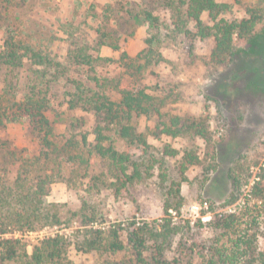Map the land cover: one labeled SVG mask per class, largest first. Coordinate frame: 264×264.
<instances>
[{
  "label": "rangeland",
  "instance_id": "374dc122",
  "mask_svg": "<svg viewBox=\"0 0 264 264\" xmlns=\"http://www.w3.org/2000/svg\"><path fill=\"white\" fill-rule=\"evenodd\" d=\"M168 1L33 0L24 4L16 1L17 6L12 10L6 9V2L0 0V44L5 36L7 19L11 18L26 39L41 43L64 61L69 39L86 40L95 57L107 58L95 62L99 76L123 75L133 87H146L167 100L160 114L133 119L137 130L147 133L150 144L149 149L134 145L131 149L133 158L148 163L151 162L148 158H155L158 162L149 173L143 169V177L127 183L120 195H116L111 187L98 189L91 186V176L101 171L108 174L110 181L113 180L105 161L95 158L86 173L84 168L63 159V177L52 184L46 200L57 203L67 221L25 234L17 233L30 243L29 250L39 238L57 231L66 233L72 241L82 228L81 216L73 217L72 212L80 210L84 202L98 214L95 222L98 226L115 222L127 226L132 220L139 224L158 219L166 215V204L171 203L173 206L168 216L180 224L190 221L191 229H183L174 237L172 245L166 249V258L172 262L189 259L192 264H204L201 247L227 244L232 235L217 229L214 226L217 220L247 206H256L264 213V202L252 194V186L260 179L264 168V82L261 79L264 58L256 60L251 40L236 36L234 47L239 49L235 56L229 54L223 62H216L212 58L213 37L202 39L174 31ZM226 1L233 5L232 10L224 15L229 20L248 17L247 7L258 8L263 18L255 30L262 29L264 0ZM203 20L206 24H213L207 13ZM194 25V22L189 24L193 31L196 30ZM101 34H106L107 43L99 46ZM114 43L119 48H114ZM150 47L157 49L163 60L148 64L133 78L121 63L122 52L126 51L136 63H144L143 56ZM87 68L71 69L68 77L53 84L51 108L47 114L55 121L58 140L64 141L72 135L80 139L81 134L87 132L89 140L93 141L94 127L103 124L102 116L95 111L81 106L71 108L68 103L70 95L67 92L75 91L73 79L87 86L92 84ZM6 78L17 83L22 97L27 90L28 72L21 70L7 74L0 71V94ZM176 115L184 119L201 118L208 126L209 139L193 134L172 137L162 132L164 125L170 124ZM106 133L112 137L118 150L125 148L124 141L113 130ZM40 146L39 138L27 121L9 123L0 128V177L11 181L17 174L20 161L14 159L12 152L20 157L33 155ZM168 146L176 149L178 154L167 155ZM188 152L198 156L196 163H188ZM235 170L241 174L244 183L241 191L234 188L232 173ZM179 186L180 197L174 193ZM233 197L236 199L230 201ZM180 199L182 205L178 211L174 206ZM261 220L257 232L263 245L264 217ZM123 234L126 235V230ZM151 253L149 248L146 254ZM69 254L80 264L100 263L96 254L74 245Z\"/></svg>",
  "mask_w": 264,
  "mask_h": 264
},
{
  "label": "trees",
  "instance_id": "16d2710c",
  "mask_svg": "<svg viewBox=\"0 0 264 264\" xmlns=\"http://www.w3.org/2000/svg\"><path fill=\"white\" fill-rule=\"evenodd\" d=\"M3 1L6 2V9L12 10L17 6L16 1L23 4L33 2ZM167 5L172 11L174 31L202 39L214 38L212 58L216 62H223L229 54L235 56L239 49L234 47L236 36L251 40L256 60L264 58V26L259 31L255 30L263 18L258 8L247 7L248 17L229 20L224 15L232 10L233 5L226 0H169ZM205 13L210 16L212 25L204 22ZM153 19L157 20L156 17ZM7 20L5 36L0 44V71L7 74L27 71L28 80L27 90L21 97L17 83L11 78L5 79L6 85L0 94V128L9 123L27 121L41 146L33 155L20 157L12 152L14 159L20 161L17 174L11 181L0 177V264H80L69 254L72 245L96 254L99 264H192L189 259L186 262L178 259L172 262L166 258V249L172 245L174 237L183 229H191L190 221L180 224L174 222L172 216H168L169 209L173 206L171 203L166 204V215L158 219L145 220L139 224L132 220L127 226H123L121 222L98 226L95 224L98 214L84 202L80 210L72 212L73 217L81 216L82 226L72 241L66 233L57 231L39 238L29 250L30 243L16 235L46 226L61 225L67 221V218H63L59 205L46 200L52 184L63 177L65 158L73 165L84 168L86 173L95 163V158L105 161L113 180L110 181L108 174L101 171L91 176V186L98 189L103 186L111 187L116 195L121 194L127 183L142 178L143 169L149 173L158 160L148 158L151 161L148 163L133 158L131 149L134 145L150 148L147 133L138 131L133 119L136 116L160 114L167 100L148 91L146 87H133L131 82L124 80L123 75L99 76L95 62L107 58L95 57L86 40L69 39L70 46L64 61L45 49L41 43L26 39L20 34L19 26H16L12 18ZM191 22L195 23V31L189 27ZM105 36L106 34H101L99 46L107 43ZM113 45L114 48H119V45ZM143 57L144 63H136L126 51L121 54V63L133 78L142 73L148 64L163 60L162 54L153 47L148 48ZM84 67H88V77L92 84L87 86L73 79L75 91L67 92L70 95L68 103L71 108L81 106L95 111L102 116L103 124L94 127L93 141L89 140L87 132L82 133L80 139L72 135L64 141L58 140L54 129L55 121L47 114L51 108V89L60 78L68 77L71 69ZM261 79L264 82V76ZM204 123L201 118L184 119L176 115L170 124L164 125L162 132L172 137L193 134L209 139L208 126ZM110 130L124 141L125 148L122 151L113 145L112 137L106 133ZM165 153L173 156L178 151L168 146ZM187 155L188 163L198 161V156L189 152ZM232 179L235 190L241 191L244 183L237 170L232 173ZM174 193L180 197V186ZM252 194L264 202V168L260 179L252 186ZM235 199L233 197L230 201ZM181 205L180 199L174 207L180 211ZM262 217L264 213L261 209L247 206L238 213L227 214L217 220L214 226L224 234L232 235L227 244L201 247L204 264H264V244L261 245L257 232ZM149 248L152 253L148 256L146 251Z\"/></svg>",
  "mask_w": 264,
  "mask_h": 264
},
{
  "label": "built area",
  "instance_id": "2783aa9c",
  "mask_svg": "<svg viewBox=\"0 0 264 264\" xmlns=\"http://www.w3.org/2000/svg\"><path fill=\"white\" fill-rule=\"evenodd\" d=\"M204 205H205V206H207V205H208V203L205 201V202H204Z\"/></svg>",
  "mask_w": 264,
  "mask_h": 264
}]
</instances>
